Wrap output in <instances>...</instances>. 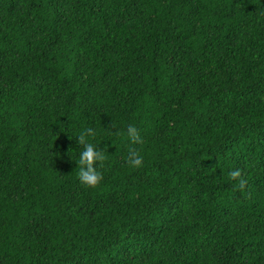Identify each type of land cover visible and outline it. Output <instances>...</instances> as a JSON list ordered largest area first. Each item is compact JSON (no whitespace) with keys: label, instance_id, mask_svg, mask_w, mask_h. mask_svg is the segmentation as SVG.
Here are the masks:
<instances>
[{"label":"trees","instance_id":"obj_1","mask_svg":"<svg viewBox=\"0 0 264 264\" xmlns=\"http://www.w3.org/2000/svg\"><path fill=\"white\" fill-rule=\"evenodd\" d=\"M0 264H264V0H0Z\"/></svg>","mask_w":264,"mask_h":264},{"label":"clouds","instance_id":"obj_2","mask_svg":"<svg viewBox=\"0 0 264 264\" xmlns=\"http://www.w3.org/2000/svg\"><path fill=\"white\" fill-rule=\"evenodd\" d=\"M130 145H140L143 143L142 136L138 129L133 125H128L125 132L122 133ZM97 136V132L92 128H84L75 135L76 143L80 146L78 157V178L81 184L88 187H95L103 180V174L98 170L107 158L106 149L102 150L100 145L93 141ZM143 156L136 150L130 148L128 152L127 163L131 168H140L143 165ZM232 179L241 177L240 170L230 171ZM245 182L240 179V187L243 188Z\"/></svg>","mask_w":264,"mask_h":264}]
</instances>
